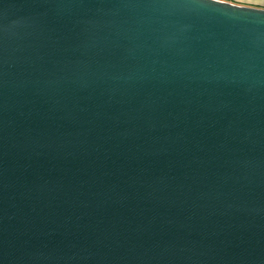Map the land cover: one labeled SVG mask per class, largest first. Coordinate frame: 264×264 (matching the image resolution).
I'll return each instance as SVG.
<instances>
[{"label": "water", "instance_id": "95a60500", "mask_svg": "<svg viewBox=\"0 0 264 264\" xmlns=\"http://www.w3.org/2000/svg\"><path fill=\"white\" fill-rule=\"evenodd\" d=\"M0 264H264V7L0 0Z\"/></svg>", "mask_w": 264, "mask_h": 264}, {"label": "crops", "instance_id": "0c3cea01", "mask_svg": "<svg viewBox=\"0 0 264 264\" xmlns=\"http://www.w3.org/2000/svg\"><path fill=\"white\" fill-rule=\"evenodd\" d=\"M239 4L255 5L264 7V0H229Z\"/></svg>", "mask_w": 264, "mask_h": 264}]
</instances>
